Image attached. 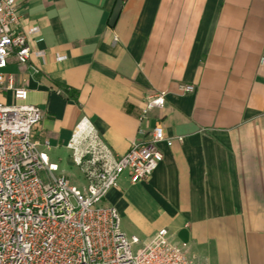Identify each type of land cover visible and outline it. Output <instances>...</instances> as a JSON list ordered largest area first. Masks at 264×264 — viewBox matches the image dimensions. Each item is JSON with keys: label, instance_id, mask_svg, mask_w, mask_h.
Masks as SVG:
<instances>
[{"label": "crops", "instance_id": "1", "mask_svg": "<svg viewBox=\"0 0 264 264\" xmlns=\"http://www.w3.org/2000/svg\"><path fill=\"white\" fill-rule=\"evenodd\" d=\"M113 1L15 0L41 64L29 59L30 74L7 56L1 74L39 112L31 139L64 178L77 172L65 149L77 123L113 158L158 124L170 144L154 170L132 185L120 174L103 197L118 231L146 241L162 229L197 264H264V0H118L106 28ZM149 93L163 105L136 125Z\"/></svg>", "mask_w": 264, "mask_h": 264}, {"label": "built area", "instance_id": "2", "mask_svg": "<svg viewBox=\"0 0 264 264\" xmlns=\"http://www.w3.org/2000/svg\"><path fill=\"white\" fill-rule=\"evenodd\" d=\"M19 16L15 0H0V92H7L10 100L0 104V264H197L184 244L167 243L162 229L146 241L123 236L114 211L102 204L120 174L132 185L157 166V145L170 144L158 124L146 133L136 128L125 152L113 158L87 123H77L65 149L74 154L72 165L81 187L54 175V166L43 154L45 142L30 137L38 110L25 105V92L12 87L9 75L1 74L7 56L17 69L30 74L35 70L27 66L29 59L41 64V54L30 52L24 42L35 30H20ZM175 91L188 95L192 89L177 85ZM162 105V93L147 94L136 125L147 110Z\"/></svg>", "mask_w": 264, "mask_h": 264}, {"label": "water", "instance_id": "3", "mask_svg": "<svg viewBox=\"0 0 264 264\" xmlns=\"http://www.w3.org/2000/svg\"><path fill=\"white\" fill-rule=\"evenodd\" d=\"M118 9H119V1L114 0L112 6L110 8V11L108 13L106 22H105L106 28H110L112 26L114 19L117 15Z\"/></svg>", "mask_w": 264, "mask_h": 264}, {"label": "rangeland", "instance_id": "4", "mask_svg": "<svg viewBox=\"0 0 264 264\" xmlns=\"http://www.w3.org/2000/svg\"><path fill=\"white\" fill-rule=\"evenodd\" d=\"M68 185H72V187L79 189L81 187V180L76 171H71L69 174L63 178Z\"/></svg>", "mask_w": 264, "mask_h": 264}, {"label": "trees", "instance_id": "5", "mask_svg": "<svg viewBox=\"0 0 264 264\" xmlns=\"http://www.w3.org/2000/svg\"><path fill=\"white\" fill-rule=\"evenodd\" d=\"M65 95H66L67 97H69V95H68L67 93H65Z\"/></svg>", "mask_w": 264, "mask_h": 264}]
</instances>
